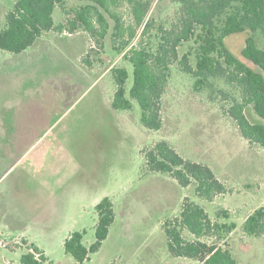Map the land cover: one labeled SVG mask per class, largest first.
I'll list each match as a JSON object with an SVG mask.
<instances>
[{"label":"rangeland","instance_id":"1","mask_svg":"<svg viewBox=\"0 0 264 264\" xmlns=\"http://www.w3.org/2000/svg\"><path fill=\"white\" fill-rule=\"evenodd\" d=\"M13 2L0 0V28ZM78 4L58 3L55 23ZM175 7L172 0H156L150 15L170 21ZM121 9L127 23V8ZM249 34L264 48L263 38L248 29L224 42L252 66L241 55ZM121 66L128 69L129 90L132 68L113 50L108 33L84 26L72 33L44 32L20 53L0 50V264H22L23 237L44 248L40 264H80L65 252L63 240L77 231L86 247L94 242L95 205L105 196L114 220L83 264H201L173 256L167 247L162 225L179 216L185 198L201 205L213 222L235 224L218 244L241 264H264V237L242 231L246 216L264 207V149L250 145L235 122L193 92V79L175 67L161 100L160 130L140 123L135 101L130 110H111L110 69ZM162 139L183 158L209 166L226 192L204 201L194 183L183 187L166 173L148 170L142 150ZM221 210L228 217L217 214ZM182 234L193 238L186 230Z\"/></svg>","mask_w":264,"mask_h":264},{"label":"trees","instance_id":"2","mask_svg":"<svg viewBox=\"0 0 264 264\" xmlns=\"http://www.w3.org/2000/svg\"><path fill=\"white\" fill-rule=\"evenodd\" d=\"M63 0H14L0 28V50L20 53L44 32L64 29L74 32L84 26L101 36L108 33L111 47L132 68V84L126 90L128 69L112 67L115 89L111 110H130L135 101L140 123L148 130H160L162 96L171 77V68L190 76L191 90L199 93L232 119L250 145L264 149V48L252 34L245 40L242 62L225 45V38L248 29L264 40V0H172L176 5L170 21L150 15L156 0H77L78 5L64 10L62 21L55 23V7ZM127 8V23L122 6ZM180 55L179 48L188 44ZM128 93V97L126 96ZM148 170L166 173L180 186L195 184V195L212 201L226 192L225 185L211 168L180 156L166 140L143 150ZM95 240L86 247L82 232H72L64 240V250L83 264L89 254L99 250L114 220L113 203L107 196L95 205ZM217 214L228 217L225 210ZM169 252L201 264H241L232 251L219 245L235 228L234 223L213 222L206 210L188 198L180 214L163 223ZM186 230L193 238L186 239ZM242 231L250 237H264V207L246 216ZM202 237L214 238L207 243ZM22 264H40L43 256L32 244H25ZM30 250L40 254L36 259Z\"/></svg>","mask_w":264,"mask_h":264},{"label":"crops","instance_id":"3","mask_svg":"<svg viewBox=\"0 0 264 264\" xmlns=\"http://www.w3.org/2000/svg\"><path fill=\"white\" fill-rule=\"evenodd\" d=\"M70 234H71V233H70ZM70 234H69V235H70ZM65 239H66V238H65ZM23 240H25L27 244H32V245H34L35 247H37V248L39 249L40 253H41L42 256H43V259L46 258L44 248H43L41 245H38L36 241H30L29 239H25L24 237H23ZM63 241H64V240H63ZM35 243H36V244H35ZM63 243H64V242H63Z\"/></svg>","mask_w":264,"mask_h":264},{"label":"built area","instance_id":"4","mask_svg":"<svg viewBox=\"0 0 264 264\" xmlns=\"http://www.w3.org/2000/svg\"><path fill=\"white\" fill-rule=\"evenodd\" d=\"M2 245H3V244H2ZM3 246H5V245H3ZM30 252L33 253V255H34V257H35L36 259H39V257H40V254H39V253L34 252V251H32V250H30Z\"/></svg>","mask_w":264,"mask_h":264}]
</instances>
